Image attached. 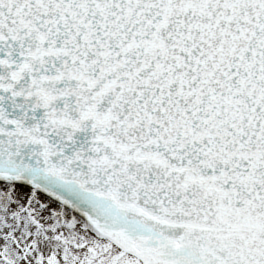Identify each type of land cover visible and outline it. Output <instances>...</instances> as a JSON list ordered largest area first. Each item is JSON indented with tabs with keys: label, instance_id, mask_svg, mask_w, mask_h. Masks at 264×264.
<instances>
[{
	"label": "snow or ice",
	"instance_id": "obj_1",
	"mask_svg": "<svg viewBox=\"0 0 264 264\" xmlns=\"http://www.w3.org/2000/svg\"><path fill=\"white\" fill-rule=\"evenodd\" d=\"M0 264H264V0H0Z\"/></svg>",
	"mask_w": 264,
	"mask_h": 264
}]
</instances>
